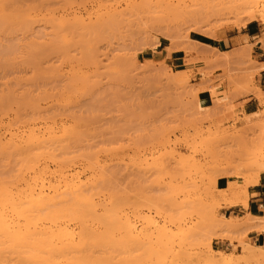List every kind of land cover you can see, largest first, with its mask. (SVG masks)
<instances>
[{"label":"rangeland","instance_id":"obj_1","mask_svg":"<svg viewBox=\"0 0 264 264\" xmlns=\"http://www.w3.org/2000/svg\"><path fill=\"white\" fill-rule=\"evenodd\" d=\"M152 2L0 0V135L44 125L73 131L60 142L63 148L77 157L81 152L79 163L87 152L95 154L90 155L104 166L107 189L128 192L138 230L146 225L143 217L163 223L158 210L179 217L171 226L179 231L176 241L182 229L197 230L191 231L196 246L186 245L191 255L185 263L209 255L208 241L214 251L233 255L246 246L264 250L250 236L264 229V217L257 218L260 231L257 222L251 230L237 226V232L216 226L235 207L224 190L236 181L248 190L264 158V91L256 90L258 70L251 71L258 68L246 47L230 54L211 48L220 31L240 30L236 12L227 4L233 15H222L225 9L216 14V2L213 9L186 2L174 13ZM74 13L85 26L73 23ZM250 95L256 100L250 102ZM0 153V177L6 178L19 161ZM237 219L243 228L247 216Z\"/></svg>","mask_w":264,"mask_h":264},{"label":"bare ground","instance_id":"obj_2","mask_svg":"<svg viewBox=\"0 0 264 264\" xmlns=\"http://www.w3.org/2000/svg\"><path fill=\"white\" fill-rule=\"evenodd\" d=\"M149 1L153 3V0ZM154 1L155 7L174 13L179 12L186 2L193 5H206L211 9L216 8L218 10L216 14L217 12L221 14L220 12L224 9L225 12L223 11L222 15L226 12V14L233 15L235 11L236 15L234 16H237L239 19L241 18L239 20L236 17L239 21L238 27L240 29L246 25V22L248 24L251 21L260 20L264 23V0ZM214 2H216V6L213 5V7L212 4H215ZM226 4L228 7L230 6V11L232 10L233 14L228 13ZM146 5H149V3ZM74 18L73 23L75 20L80 22L79 24H84L85 22L82 16L76 17L75 14ZM87 19H92V15H89ZM240 21L245 24L240 23ZM246 51L244 50V52ZM260 67L263 68L264 66ZM259 68H253L255 71H251L254 74ZM256 90L259 94L261 93L259 88H256ZM44 127H29V129L21 131H13L11 128L5 130L4 136L0 135V152H2V155L3 153L6 154V152L12 153L10 156L13 155L19 161V164L16 165L18 166L17 169H14L15 172L9 175V171H6L7 177L3 178L5 174L1 176L2 179L0 177V264H136L135 262L138 259L139 261L141 260L142 264H163L165 261L168 262V259V264H190L189 262L185 263V259L183 258H185L186 254L188 256L191 255V253L189 254L186 251V245L193 248V245H190L193 243L190 237L193 235L191 231H197L196 229L190 231L188 228L186 232L184 231L185 229H182L183 234H181V237H178L179 242L176 241L179 231L174 232L175 230L171 226L173 225L175 228L181 221L178 219L179 223L175 222L177 220H173V218L176 216L169 217L166 213L168 216H165L160 209L161 211L159 212L158 210L156 213L158 219L163 218V223L159 224L155 217H143L145 219L143 224L146 222V227L144 226L138 230V226L133 223L129 212V207L131 206L129 204L130 200L128 201L127 197L129 195L128 192H125V187H123L124 189L120 188L123 192H118V187V191L116 189L114 191L110 188L107 189L106 181L108 179H106L107 175L104 171V166L97 161V158L94 160L93 155L95 154L92 151L91 153L87 152L86 155L88 154L91 160L87 161L89 159L88 156L87 159H83L86 162L81 163V160L79 163L81 152L77 154L79 155L77 161L78 157L74 156L70 152L71 150L69 152L67 149L65 150L63 148L64 145L61 144L64 142L63 137L66 138L67 135H73V131L71 133L68 129L63 127L55 128L51 125H44ZM74 133L76 132L74 131ZM74 139L73 141L75 142ZM68 141L70 142V140ZM68 143L67 147L69 149L72 145L68 146ZM83 151L82 154L85 152ZM70 154L73 156L71 157ZM90 154L93 155L91 156ZM84 158L86 157L84 156ZM262 159L261 163H256L257 167L255 168V173L253 172L252 174L253 177L250 180L249 186L257 184L260 177L264 175V158ZM234 173L233 176L240 180L239 173ZM110 181L109 177V183ZM113 184L115 185V183ZM216 184L217 180L215 179L213 187H216ZM117 185L115 187L112 186L116 188ZM239 185L238 181L230 182L228 189L224 190V193L221 191L223 193L221 194L225 195L226 199L227 197L230 199H227L228 202L230 201V206L241 205L247 208L249 201L247 187ZM157 201L159 200L157 199ZM157 201L155 200L154 203ZM148 204L150 205L151 203ZM152 206L158 205L154 204ZM211 216L213 215L211 214ZM212 220L214 221L213 218ZM240 220L229 217L223 218L216 226L220 227L222 225L224 230L227 228L232 232H237L236 227L241 228L238 225V221ZM245 220H242L244 222L243 228H239L238 230H243L244 228L251 230V226L255 225L256 222L255 228L261 226L256 217H250L249 215ZM243 222L241 223L243 224ZM246 225L251 226L247 227ZM151 226H153L154 230L149 232V227ZM261 227L255 230L259 229L260 231ZM232 228H235V230ZM227 229L226 231H228ZM263 230L261 229V231ZM196 236L199 238V234ZM203 237L201 240L204 239ZM207 243L208 245L206 244L205 247L208 249L209 255L205 256L206 254L203 252L205 254L204 258L203 254L198 252V255L202 254L203 259H198L199 261L197 260L196 264H264L263 248L259 247L260 249H255L253 246H246L241 255H233L214 251L212 249V242L208 241ZM139 246H141L142 252L141 250L136 251L139 249ZM132 251H136L139 254L141 252V254L137 253L139 256H134L135 259L133 260Z\"/></svg>","mask_w":264,"mask_h":264},{"label":"crops","instance_id":"obj_3","mask_svg":"<svg viewBox=\"0 0 264 264\" xmlns=\"http://www.w3.org/2000/svg\"><path fill=\"white\" fill-rule=\"evenodd\" d=\"M246 47V53L254 62L255 67L264 66V25L256 22H250L246 27L238 30L237 28L225 29L219 32L217 40L211 45L213 50L217 49L218 53L230 54L236 49ZM221 54V53H220ZM261 68V67H260ZM255 74V82L261 93L264 91V67ZM255 101L256 98L250 95L249 101ZM230 180L223 181L224 184ZM249 201L248 207L235 206L229 209V218L243 217H264V175L254 186L248 188ZM250 236L258 245H264V231L252 232Z\"/></svg>","mask_w":264,"mask_h":264}]
</instances>
